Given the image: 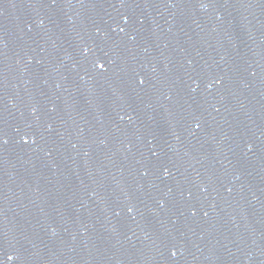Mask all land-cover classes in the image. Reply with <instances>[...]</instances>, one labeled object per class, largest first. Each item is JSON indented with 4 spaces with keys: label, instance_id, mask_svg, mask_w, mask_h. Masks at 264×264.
<instances>
[{
    "label": "water",
    "instance_id": "95a60500",
    "mask_svg": "<svg viewBox=\"0 0 264 264\" xmlns=\"http://www.w3.org/2000/svg\"><path fill=\"white\" fill-rule=\"evenodd\" d=\"M0 264H264V0H0Z\"/></svg>",
    "mask_w": 264,
    "mask_h": 264
}]
</instances>
